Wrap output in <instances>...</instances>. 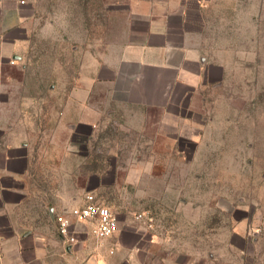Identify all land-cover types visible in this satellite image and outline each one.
<instances>
[{
    "label": "rangeland",
    "instance_id": "1",
    "mask_svg": "<svg viewBox=\"0 0 264 264\" xmlns=\"http://www.w3.org/2000/svg\"><path fill=\"white\" fill-rule=\"evenodd\" d=\"M210 1L204 45L211 61L225 65L222 79L165 110L119 105L98 84L90 101L102 114L88 141L83 126L73 138L74 104L73 115L64 114L71 88L80 75L90 84L150 0H30L28 69L14 73L20 97L34 104L29 141L36 147L31 192L14 213L21 229L56 235L55 195H84L87 173L109 171L115 183L93 192L137 225L145 226L137 215L152 217L146 227L181 260L264 264V0ZM69 147L89 155L65 183L59 165Z\"/></svg>",
    "mask_w": 264,
    "mask_h": 264
},
{
    "label": "crops",
    "instance_id": "2",
    "mask_svg": "<svg viewBox=\"0 0 264 264\" xmlns=\"http://www.w3.org/2000/svg\"><path fill=\"white\" fill-rule=\"evenodd\" d=\"M210 2L150 0L148 12L131 19L126 43L115 50V56H105L90 84L85 85L82 75L77 77L64 104L65 117L73 115L69 108L75 106L70 120L74 121L70 125L73 138L81 134L82 126L90 129L88 141L93 137L102 114L90 101L98 84L106 85L109 98L119 105L165 110L222 79L225 65L211 61L204 45L203 10ZM29 9L30 0H0V264H191V255L181 260L179 253L169 251L165 241H159L154 232L135 224L128 215L117 213V232L101 241L90 233V224H80L74 244L65 243L58 232L25 230L16 223L14 213L31 192L29 179L36 151L29 141L34 129L29 125L34 121L29 107L34 104L20 97L23 83L14 76L20 67L28 69L22 63L35 37V19ZM53 89L50 83L49 91ZM48 102L44 103V114L50 120ZM64 154L59 169L68 183L89 152L69 147ZM83 180L81 189L97 191L115 183L116 174L92 171ZM83 196L59 191L56 203L49 207L53 222L55 213L80 204Z\"/></svg>",
    "mask_w": 264,
    "mask_h": 264
},
{
    "label": "built area",
    "instance_id": "3",
    "mask_svg": "<svg viewBox=\"0 0 264 264\" xmlns=\"http://www.w3.org/2000/svg\"><path fill=\"white\" fill-rule=\"evenodd\" d=\"M141 213L136 216L145 226H152V217ZM57 232L67 244L78 242L79 225L90 224V233L101 241L112 237L119 228L118 214L96 193L88 191L80 204L65 208L53 216Z\"/></svg>",
    "mask_w": 264,
    "mask_h": 264
},
{
    "label": "trees",
    "instance_id": "4",
    "mask_svg": "<svg viewBox=\"0 0 264 264\" xmlns=\"http://www.w3.org/2000/svg\"><path fill=\"white\" fill-rule=\"evenodd\" d=\"M95 171V170H94ZM100 171V170H99Z\"/></svg>",
    "mask_w": 264,
    "mask_h": 264
}]
</instances>
